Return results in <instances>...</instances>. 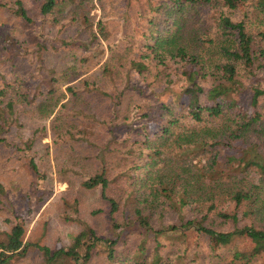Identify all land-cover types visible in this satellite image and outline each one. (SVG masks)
I'll list each match as a JSON object with an SVG mask.
<instances>
[{
  "label": "trees",
  "instance_id": "16d2710c",
  "mask_svg": "<svg viewBox=\"0 0 264 264\" xmlns=\"http://www.w3.org/2000/svg\"><path fill=\"white\" fill-rule=\"evenodd\" d=\"M41 1L43 20L75 28L59 40L75 58L48 69L36 112L54 115L66 154L56 152L58 174L101 189L92 221L78 200L66 203L81 230L60 249L36 245L44 263L91 264L103 250L106 264H191L179 236L196 232L218 248H195L194 264H264V0H124V15L138 22L124 23L120 42L110 39V18L94 22L95 0H69V11ZM15 5L13 15L33 24ZM247 82L248 104L234 97ZM25 110L35 114V96ZM10 223L0 264L31 246L26 219Z\"/></svg>",
  "mask_w": 264,
  "mask_h": 264
},
{
  "label": "rangeland",
  "instance_id": "374dc122",
  "mask_svg": "<svg viewBox=\"0 0 264 264\" xmlns=\"http://www.w3.org/2000/svg\"><path fill=\"white\" fill-rule=\"evenodd\" d=\"M16 1L2 0L6 6L0 9V141L3 140L0 143V185H5L6 191L0 195V231H9L12 228L10 221L16 215L25 218V242L31 246L25 256L15 257L10 264H45L43 252L36 245L57 250L69 245L81 230L73 221L77 215L66 203L78 200L81 218L92 221V211L100 206L101 189L83 191L77 181L72 183L73 180L66 175L58 174L61 159L56 157V152L66 154L60 148L61 140L53 137L51 122L54 115L44 119L43 113L36 112L46 97L42 92L47 90L44 77L48 76V69L59 70L74 61V53L70 48L60 47L59 40L75 35L76 30L68 26L60 32L59 25L53 27L49 21L43 20L41 0H21L33 20V24H28L13 15ZM60 1L66 2L67 11L74 7L69 0ZM75 2L78 6L77 0ZM104 2L107 12L95 0L96 9L91 11V16L96 18L94 22L103 16L110 18L113 34L110 39L120 42L124 39V23L128 21L137 28L138 20L133 17L129 20L130 16L124 15V0ZM135 4H145V0H138ZM91 5L87 2L86 9ZM243 9L239 6L237 14L240 15ZM103 44L107 46V42L103 41ZM40 62L44 64L43 70ZM246 86L236 87L234 97L248 104L251 96L248 82ZM34 96L35 114H32L25 110V103ZM31 141L33 145L28 149L27 143ZM32 159L38 166V173L30 165ZM179 240L185 246L182 251L188 249L190 261L194 260L195 248L204 254L211 248H218L214 246L217 244L214 240L212 243L210 238L196 232L182 233ZM102 251L94 256L91 264H106ZM192 261L190 263L194 264ZM261 262L264 263V258Z\"/></svg>",
  "mask_w": 264,
  "mask_h": 264
}]
</instances>
